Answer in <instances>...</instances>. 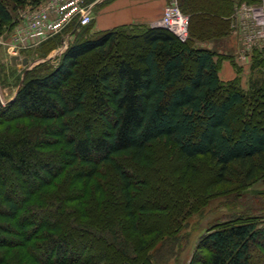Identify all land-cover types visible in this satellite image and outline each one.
I'll return each instance as SVG.
<instances>
[{
  "label": "trees",
  "instance_id": "obj_1",
  "mask_svg": "<svg viewBox=\"0 0 264 264\" xmlns=\"http://www.w3.org/2000/svg\"><path fill=\"white\" fill-rule=\"evenodd\" d=\"M9 1L35 7L44 0ZM199 1L183 0V8L194 12ZM12 19L0 0V36ZM80 28L90 35L55 65L28 71L18 89L20 73L16 95L0 109V264H152L151 248L165 239L177 260L190 235L187 208L172 221L155 216L170 222L164 232L140 229L133 179L122 162L147 166L149 148L162 143L186 161L206 157L218 184L264 182V76L251 79L247 91L224 84L217 51L189 47L163 28L92 32L90 24L65 33ZM127 29L141 40L131 56L93 73L79 70L90 55L105 62ZM88 113L98 115L97 132L90 124L78 128ZM107 168L116 176L112 194L97 180ZM112 206L121 213L114 216ZM188 264H264V226L235 212L205 231Z\"/></svg>",
  "mask_w": 264,
  "mask_h": 264
},
{
  "label": "rangeland",
  "instance_id": "obj_2",
  "mask_svg": "<svg viewBox=\"0 0 264 264\" xmlns=\"http://www.w3.org/2000/svg\"><path fill=\"white\" fill-rule=\"evenodd\" d=\"M240 1L201 0L197 3L198 8L190 12L183 8V0H178L180 10L189 18L188 37L186 40L178 39V41L192 48L217 51L218 57L215 61L219 66L221 81L224 84L234 82L242 90L247 91L251 79L264 76V51L257 52L251 49L250 52H244L242 34L231 29L229 17ZM4 2L13 18L12 24L6 26L0 36V98L5 106L16 92L17 77L20 73L23 75L25 70L22 68L21 59L28 60V71L40 73L48 69L59 60L61 54L58 53L62 47V37L65 38L67 33L58 36L51 44H42L43 46L21 53L20 60L16 65H12L6 45L13 31L14 21L20 11L34 7L32 4L35 2L26 4H15L9 0ZM226 19L228 21H224ZM86 29H78L74 35L68 34L66 46L68 47L78 39L87 38L90 31ZM133 29V33L136 32L135 28ZM132 38L134 37L131 35V29H127L118 37L113 54L105 62L99 61L95 55H90L82 60L79 70L93 73L97 71L99 64L100 66L111 65L116 59L128 58L134 52L132 44L141 41L140 37H137L135 41ZM263 45L258 46L257 49ZM259 59L263 60L261 67L252 71L253 63ZM88 93L90 96L91 93ZM88 101L90 103V99ZM86 124H90L97 132L100 128L98 115L88 113L86 118L81 120L78 128ZM149 154L147 166H136L127 161L122 162L121 165L133 179L135 212L140 215L139 228L142 230L147 227L159 228L164 232L170 222L167 223L165 219H158L155 216L169 215L168 218L172 221L171 215H175L174 212L178 213L182 211V208H187L188 217L183 224L186 229L184 231L190 234L188 239L181 242L182 249L178 253L177 260L172 257L174 248L169 243V239L155 244V247L151 248L152 264H188L205 231L213 224L220 225L226 222L229 217L234 216L235 212L252 218L260 227L264 226V198L257 196L258 192L264 191V182L257 181L250 186L242 183L240 186L233 179L230 184H218L216 172L206 157L186 161L173 147L162 143L151 146ZM97 180L102 181L107 192L112 194L115 190L113 185L116 176L111 169H105ZM107 184L110 185L111 190ZM109 208L114 216L121 213L119 207L118 209L114 206ZM170 209L173 213L169 211ZM87 244L98 246L100 242L95 238H88ZM105 248L108 251L104 253V250H101L100 253L106 258L110 248L107 246ZM88 254L94 257V253L89 251ZM103 264H113L112 259L106 260Z\"/></svg>",
  "mask_w": 264,
  "mask_h": 264
},
{
  "label": "built area",
  "instance_id": "obj_3",
  "mask_svg": "<svg viewBox=\"0 0 264 264\" xmlns=\"http://www.w3.org/2000/svg\"><path fill=\"white\" fill-rule=\"evenodd\" d=\"M101 0H44L35 7L20 11L6 45L9 59L39 47L50 39L65 34L71 27L91 24L93 9ZM231 29L242 34V50L250 52L264 44V0H241L230 18ZM163 28L177 39L188 37L189 18L179 8L178 0H170L160 19L151 25ZM243 32V33H242ZM68 34L61 42L66 47Z\"/></svg>",
  "mask_w": 264,
  "mask_h": 264
},
{
  "label": "crops",
  "instance_id": "obj_4",
  "mask_svg": "<svg viewBox=\"0 0 264 264\" xmlns=\"http://www.w3.org/2000/svg\"><path fill=\"white\" fill-rule=\"evenodd\" d=\"M167 1L101 0L93 9L92 32L109 31L118 27L131 25L151 26L160 19ZM228 19L226 20L228 21ZM219 78L221 80L220 72Z\"/></svg>",
  "mask_w": 264,
  "mask_h": 264
},
{
  "label": "water",
  "instance_id": "obj_5",
  "mask_svg": "<svg viewBox=\"0 0 264 264\" xmlns=\"http://www.w3.org/2000/svg\"><path fill=\"white\" fill-rule=\"evenodd\" d=\"M66 45H67V43H66ZM66 48H67V46H66L65 48H63L62 50H60L58 54L60 55L62 52H64V50H65ZM19 60H20L19 57H11V58H10V63H11L12 65H16L17 61H19ZM21 64H22V68H25V70H24L23 75H22V77H21V81H20V84H19V86H18V89H19V87H20V85H21V83H22V81H23V79H24V77H25V74H26L27 71H28V65H29V63H28V60L24 58V59H21ZM18 89H17V90H18ZM17 90H16L14 96L16 95ZM12 100H13V99H11L9 102H11ZM3 107H4V104H3V102H2V100H1V98H0V109L3 108Z\"/></svg>",
  "mask_w": 264,
  "mask_h": 264
}]
</instances>
